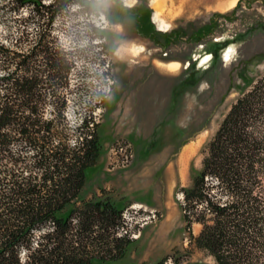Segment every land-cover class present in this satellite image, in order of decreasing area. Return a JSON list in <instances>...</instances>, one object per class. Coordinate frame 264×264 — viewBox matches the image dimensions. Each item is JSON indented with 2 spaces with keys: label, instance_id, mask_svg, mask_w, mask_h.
<instances>
[{
  "label": "rangeland",
  "instance_id": "1",
  "mask_svg": "<svg viewBox=\"0 0 264 264\" xmlns=\"http://www.w3.org/2000/svg\"><path fill=\"white\" fill-rule=\"evenodd\" d=\"M97 1L111 19L87 15L72 3L52 34L73 59L60 94L67 98L71 144L82 117L92 115L99 124L88 131L98 134L102 147L82 193L107 195L128 214L125 222L121 217L127 232L117 229L127 247L110 264H215L190 241L201 224L185 226L177 187L200 169L207 143L236 97L264 74V0H237L231 7L223 0L196 7L181 0ZM156 11L166 30L154 21ZM16 16L0 8V18ZM93 27L103 28L106 38ZM28 31L34 38L36 25L29 22ZM10 34L17 32L10 28ZM229 45L231 57L224 61ZM206 54L209 61L199 65ZM38 108L53 110L50 102ZM139 204L147 212L156 209L159 218L135 226L132 206Z\"/></svg>",
  "mask_w": 264,
  "mask_h": 264
},
{
  "label": "trees",
  "instance_id": "2",
  "mask_svg": "<svg viewBox=\"0 0 264 264\" xmlns=\"http://www.w3.org/2000/svg\"><path fill=\"white\" fill-rule=\"evenodd\" d=\"M0 3L17 15L0 18V264L115 262L127 247L117 230L122 207L107 195L82 193L102 147L88 131L99 124L82 117L71 144L67 98L60 94L73 59L52 34L72 3L87 15L112 16L97 0ZM29 22L37 27L34 38ZM93 30L106 38L103 28ZM46 102L50 114L38 108ZM177 190L185 226L201 224L190 235L195 248L215 264H264V74L236 97L200 169Z\"/></svg>",
  "mask_w": 264,
  "mask_h": 264
},
{
  "label": "bare ground",
  "instance_id": "3",
  "mask_svg": "<svg viewBox=\"0 0 264 264\" xmlns=\"http://www.w3.org/2000/svg\"><path fill=\"white\" fill-rule=\"evenodd\" d=\"M182 3H186L192 7H196V6H199V5H210L212 4L213 2L215 1H218V0H181ZM160 3V2H158ZM157 3V4H158ZM236 3V0H229L228 3H227V6L228 7H231V6H234ZM162 4V3H161ZM161 7V6H160ZM221 6H216V8H221ZM153 19L154 21H156V23L158 24L159 28L162 29V30H166L168 28V23L165 22V20L159 16V12L156 11L154 14H153ZM231 51H232V45H229L228 48L226 49L225 53H224V56L222 57V60L224 61H228L230 60V57H231ZM210 55L209 54H206V55H201L200 58H199V65H202L206 62L209 61L210 59Z\"/></svg>",
  "mask_w": 264,
  "mask_h": 264
},
{
  "label": "built area",
  "instance_id": "4",
  "mask_svg": "<svg viewBox=\"0 0 264 264\" xmlns=\"http://www.w3.org/2000/svg\"><path fill=\"white\" fill-rule=\"evenodd\" d=\"M102 19L104 20V16H101ZM135 210V215H133V217H131L130 219L134 218V223L135 226H143L144 224H146L148 222V220L150 221H156L159 218V214L157 212L156 209H150L147 212V208L145 205L143 204H139V206H132ZM142 209V211H141ZM146 212V215H144V213ZM121 217H122V221L125 222L126 219H128V214L125 211L121 212ZM140 229V228H139ZM121 230L124 231L125 233L127 232V229L123 226L121 227ZM122 234V233H121ZM137 235L134 234V237H136ZM170 263V262H169ZM166 260L163 262V264H169Z\"/></svg>",
  "mask_w": 264,
  "mask_h": 264
},
{
  "label": "crops",
  "instance_id": "5",
  "mask_svg": "<svg viewBox=\"0 0 264 264\" xmlns=\"http://www.w3.org/2000/svg\"><path fill=\"white\" fill-rule=\"evenodd\" d=\"M218 1H219V0H218ZM223 1H226V4H227L229 0H223ZM215 2H216V1H215ZM236 2H237V0H236Z\"/></svg>",
  "mask_w": 264,
  "mask_h": 264
}]
</instances>
